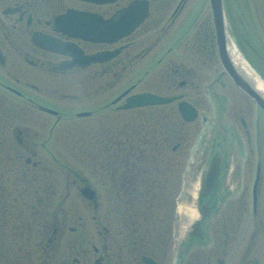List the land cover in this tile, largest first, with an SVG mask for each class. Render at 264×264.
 Here are the masks:
<instances>
[{
    "label": "flooded vegetation",
    "instance_id": "af4514ba",
    "mask_svg": "<svg viewBox=\"0 0 264 264\" xmlns=\"http://www.w3.org/2000/svg\"><path fill=\"white\" fill-rule=\"evenodd\" d=\"M137 1L148 4L149 16L130 37L116 44L72 39L52 26L54 20L70 12L108 19ZM204 6L203 0H115L111 3L103 0H0V264H148L146 260L169 264L171 245L170 248L169 243L162 246V234L156 241L155 226L140 217V208L144 210V206L138 205V201L140 193L145 192L136 189L141 178L135 172L139 170L136 156L139 129L133 127L126 139L111 141V137H105L104 148L112 145L119 152L114 161L110 158L103 161L104 177L110 178L114 188L105 180L104 184L109 186L105 197L103 189L102 193L95 191L94 201H87L80 195L88 214L94 215L93 228L90 217L84 211L75 212L74 204L63 211L74 187L60 204H56L58 194L53 182L59 179L60 173L57 167L50 166L59 162L52 149H57L60 142L64 144L62 148H73L72 129L67 128L68 125L64 128L67 130L59 129L69 120L67 116L92 112L91 117H96V111L85 107H97L92 100H102L103 91L117 86L123 72L145 59L180 19L185 17L187 21L180 30L181 40L174 46L191 36L186 44L205 56L203 65L217 63L214 31L210 18H203ZM149 22H154L156 28ZM56 25L61 27L60 23ZM144 28L145 31L158 29L161 37L150 47L136 51L137 35ZM43 37L73 44L79 56L63 55L43 47L37 41ZM170 51L167 50L168 54ZM111 52L116 56L104 63H77L87 56ZM162 63L167 70L160 80H179L184 76V87L188 85L187 80H201L193 70L175 66L172 60H159L158 66ZM172 69H175L174 76L169 75ZM108 75L112 76L108 78ZM103 80H108L104 89ZM92 81L98 88L87 95L72 93L77 84ZM81 102L86 103L83 109L73 106ZM98 106L102 112L103 105ZM239 120L244 122L242 118ZM245 125L247 144L253 155L250 133ZM65 136L69 138L68 144ZM250 160L246 158V164H250ZM221 167L224 168L223 162ZM113 170L116 172H109ZM71 174L76 173L70 170L63 173L66 179ZM100 174L103 183V172ZM261 175L259 163L255 179ZM79 180L80 194L83 187L89 185L82 177ZM245 190L248 197L251 196V205L245 193L235 205L236 196L225 190L220 176L213 192L208 197L200 196L199 217L189 232L192 243L185 242V249L191 255L186 258L183 252L179 264H264V221L254 222L256 230L252 235H243L244 215L254 207L257 213L261 207L260 191L254 203L253 186L252 190ZM221 198L223 203H220ZM103 211L117 214L113 224L111 219L103 221ZM96 212H100L98 218ZM111 226L117 229L115 238Z\"/></svg>",
    "mask_w": 264,
    "mask_h": 264
},
{
    "label": "rangeland",
    "instance_id": "374dc122",
    "mask_svg": "<svg viewBox=\"0 0 264 264\" xmlns=\"http://www.w3.org/2000/svg\"><path fill=\"white\" fill-rule=\"evenodd\" d=\"M229 3L230 4L227 3L226 7L228 9V13L230 14V16L227 17L232 40L238 43L237 46L240 52L244 58L247 59V62L253 64V69L256 67L255 71L264 77V0H229ZM206 17L210 18V10L208 5L204 6L203 18ZM186 21L187 19L185 17L180 19L174 28V32H171V34L173 33V37L171 36V38H161L156 48L152 50V52L143 61H139L138 66H136L133 71H131V68H129L123 73L121 84L103 91L102 100L95 98L91 103L95 106L109 103L113 99L114 95L122 91L131 82H134L132 77L136 76L138 73L139 76H143L149 68L156 64L157 60L163 56L168 48H173L171 46V39L173 38L174 40L178 38L180 30ZM201 22H203V20H201ZM232 22H234L233 28L235 29H232L231 27ZM149 25L153 28H156V26L154 27V22H149ZM194 32L195 29L192 30L191 33ZM236 32L239 34L240 38L239 36L237 37ZM190 38L191 36L186 38L182 43L180 42V44H176V46L173 48L175 52H172L166 60H172L175 62V64H179L178 66L180 67L185 66L186 69L193 70V74H196V76L200 77L201 80H187L188 85L185 88L182 87L176 89L175 91L167 92L165 95L180 94L186 96L185 99L187 101L195 103L198 106L200 115L194 123L184 127L182 126V137L180 140L183 141V146L181 152H179L178 155L168 153L167 159L170 164L169 167L167 165L165 166V169L168 168V172L167 170L161 171L165 174H163V176L161 175L157 179L158 184L155 188V191L148 188L143 191L145 192L146 196H153L155 194L158 195V197H156L158 200L155 203V207L152 209L156 224L158 221L163 222L165 219L171 220L174 224L175 220L177 219L176 209L182 189V178L188 172V186L193 184L200 174H203L204 164L198 161L199 156H203L204 154L211 155L212 148L216 142H223L221 146L227 147L228 149L231 146L230 149L232 151L234 149L232 146H236L239 150L244 146L241 157H243V160H245L248 156L251 158V163L248 164L249 162H247L246 164V162H238L237 154L236 156H233L232 158H234V162H231V170H234L232 173V183L228 184L227 180V186L229 189L231 185H233V193L231 194L236 196L235 205H237V199L241 198V195L243 196L245 193L247 195L245 198L248 197L249 194L246 193L245 188L250 190V187H252L256 163L258 161L261 162L262 176L260 180V203L262 204L263 209H261L262 214L256 219L253 217L252 211L246 213L244 217L246 226H243V235L249 237L251 231H253L252 221H260L261 216L264 214V114L257 113L256 108L246 99L245 96H243L231 85L225 76L223 79H221L222 81L220 84L217 83V86L219 90L218 93L227 99L226 103L228 105L226 111H221L219 109L221 106H218L219 102L213 97L215 95V91H210L207 87L208 83L213 82L221 72L219 64L215 63L213 66H210L209 64L203 65L205 56H202L201 53L194 51L189 45L186 44V41ZM158 39V29L153 31H145L144 28L143 30L139 31L137 35L136 40L138 42V48L136 51H141L143 48H147L148 46L150 47L153 43L158 41ZM179 40H181V38H179ZM163 66H161V68L154 69V72L151 75L152 78L150 80H146L144 84L141 85L137 90L139 92L145 89H149L153 92L164 91V89H166L170 83L175 82L176 85H178L180 82L185 80V77L180 75L179 80H160V77L164 75L165 69H163ZM170 73L172 76L176 75L174 74L175 69H172ZM111 76L112 75H108L106 77L110 78ZM107 81L108 80H103V89L105 85H107ZM97 84H100L99 80L97 81ZM96 88H98L96 82L92 81L87 84L81 83L80 85H76V88L72 93L78 94L76 96H82V94L87 95ZM85 102L73 104V106H75L77 109H82L86 105ZM70 107L71 105L68 106V108ZM98 108L99 106L96 107V109ZM87 109L96 110L93 108ZM174 109L175 105L130 112H120L117 111L116 108H113L103 111V114L99 117L86 119L73 118L74 120L72 122H63L59 129L62 131L64 128H66V125H68L67 128L72 129L73 134L70 141H72L71 144L73 145L71 146H73V148H62L64 144L60 142L57 149H52L54 154L53 156L57 158L59 162L58 164L50 166L57 167L60 173L59 179L53 182L54 185H56L58 194L56 198V204H60V202L64 200V196L69 193L70 188L74 187L75 191L71 190L70 198L66 199L63 211L68 210V206L71 207V205L74 204L76 207L75 212L77 210L84 211V213L87 214L86 216L90 217L91 221L92 217L94 216L93 213L90 212V214H88L89 211L87 207L84 206V202L78 196V188H80L79 186L81 185L79 178L82 177L85 179L86 183L90 186H93L97 192H101L103 189V197H105V190L109 189V186L107 187L106 184H104L106 180L104 177L106 170L103 161H105V156L107 153L110 154L111 151L114 150L110 147L108 150L107 148H104L107 142L105 137L112 133L119 134V131L121 132L123 129L130 128L131 125H134L135 122L130 116H134L137 120H139L138 126L140 129H152V131L156 130L159 132H164V130L167 129L166 127L164 128L165 125H167L170 130L178 129V126H172L173 124H176V115L173 113L175 112ZM172 114L173 116L171 117ZM170 117L171 119L167 122ZM240 117H242L247 123L248 130L250 132V140L253 143L252 148L254 147V141L261 142L262 148L259 151V153L261 152V155H252L250 147L249 151L247 150L248 145L246 143H248V141L245 131L240 126ZM147 118L149 119L147 120ZM125 125L129 127H126ZM260 126L261 132L259 135L258 130ZM132 127H136L138 129L136 125ZM124 132H126V130H123V138L124 136L131 134V130L129 133L124 134ZM66 137L68 136H65L64 139L67 143L69 138ZM60 140L63 141L62 139ZM217 147H219V145H217ZM236 152L237 151L235 148L234 153ZM255 152H258L257 148ZM47 156L49 155L47 154ZM182 157L183 162L181 163ZM178 163H180V171L182 170L183 177L182 175H178L177 177L175 176L179 172L176 170ZM140 168L141 169H139L137 172L143 175H145L147 172V176H145L148 178V175L150 174V166L145 164L144 167ZM68 170L76 174H71L70 178L66 179L63 173L68 172ZM100 172H103V183L100 177ZM146 178L141 177L142 182L150 183L151 181ZM166 178L168 183L165 190L163 191L162 187L166 183V181L164 183L163 181ZM74 180L75 184L73 186ZM49 182L52 183V181ZM106 182L107 184L111 185L112 188H114V186L111 184L112 182L110 178H108ZM69 184L72 186H69ZM188 197L191 199L193 196ZM248 202L250 204L249 197ZM234 210L236 213L237 209ZM79 214L83 216L82 212ZM68 215L71 217L72 211L69 212ZM95 215L98 218L100 216V212H96ZM115 218L116 216L114 212L103 211V221H106V219H111L113 224L115 222ZM262 220L264 221V216ZM91 225L93 228V220ZM112 230V237L115 238L117 229L115 226H113Z\"/></svg>",
    "mask_w": 264,
    "mask_h": 264
},
{
    "label": "water",
    "instance_id": "95a60500",
    "mask_svg": "<svg viewBox=\"0 0 264 264\" xmlns=\"http://www.w3.org/2000/svg\"><path fill=\"white\" fill-rule=\"evenodd\" d=\"M209 1L214 17V23L217 29L220 55L224 59L223 65L226 72L235 81L236 85L240 87L256 104H258L264 110V96L260 94L246 79L237 74L230 63V57L227 48V22L223 0ZM146 16V5L138 3L131 6L121 15L118 14L108 21L101 22L100 20L85 16L76 17L73 20L81 22L79 25H70V31H72V34H74V36L77 38H84L91 41L103 40V42H113L123 36L130 34L145 19ZM41 43L49 49L57 52L59 51L62 53H67L69 51L70 53H73L75 51L73 48H68L48 39H43ZM90 61H99V58H91ZM172 101L173 99H164L151 94H141L129 98L127 104L125 105V109L166 104ZM179 111L183 118L188 122L193 121L197 116L196 111L187 103L179 104ZM219 167L220 161L215 160L212 163L206 177L204 191L205 195H207L214 187L218 178ZM83 194H85L87 197H90V192L88 191L84 192Z\"/></svg>",
    "mask_w": 264,
    "mask_h": 264
},
{
    "label": "bare ground",
    "instance_id": "6f19581e",
    "mask_svg": "<svg viewBox=\"0 0 264 264\" xmlns=\"http://www.w3.org/2000/svg\"><path fill=\"white\" fill-rule=\"evenodd\" d=\"M233 47V46H232ZM233 60L235 64L241 69L240 72L241 74L254 86V88L258 92H262L264 94V84L259 81V78H257L251 71L250 69L246 66V64L243 62L242 57L238 52L233 50L232 54ZM251 78V79H250ZM257 83V85L255 84ZM192 212V211H191ZM191 216L194 218L196 216V212H192ZM190 218V217H189Z\"/></svg>",
    "mask_w": 264,
    "mask_h": 264
}]
</instances>
